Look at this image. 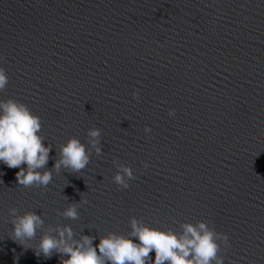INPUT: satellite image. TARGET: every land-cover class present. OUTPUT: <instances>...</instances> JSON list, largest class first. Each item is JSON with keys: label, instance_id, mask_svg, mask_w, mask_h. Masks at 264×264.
I'll use <instances>...</instances> for the list:
<instances>
[{"label": "water", "instance_id": "1", "mask_svg": "<svg viewBox=\"0 0 264 264\" xmlns=\"http://www.w3.org/2000/svg\"><path fill=\"white\" fill-rule=\"evenodd\" d=\"M0 67V99L41 118L49 169L91 127L103 153L46 187L0 162V264H61L38 254L42 230L69 224L96 243L133 216L178 232L204 220L229 237L224 264H264V0H0ZM114 161L135 173L127 189ZM79 201L78 219L62 216ZM13 207L45 219L24 245Z\"/></svg>", "mask_w": 264, "mask_h": 264}, {"label": "clouds", "instance_id": "2", "mask_svg": "<svg viewBox=\"0 0 264 264\" xmlns=\"http://www.w3.org/2000/svg\"><path fill=\"white\" fill-rule=\"evenodd\" d=\"M8 84L6 70L0 67V90ZM133 96L139 97L134 91ZM174 110H169V116ZM41 118L24 103L13 98L0 99V162L9 168H19L16 182L23 187H46L53 179V173L78 172L90 162L93 151L101 156V129L91 127L86 133V143L78 137H70L60 144L52 168L47 164L52 146L45 144ZM145 133L151 129L144 128ZM117 171L113 182L127 189L129 181L135 179L131 166L113 162ZM21 165H25L21 167ZM149 165L145 162L144 167ZM81 203H69L62 216L78 219ZM11 216L12 239L25 244L36 237L43 229L44 216L36 211L19 214L13 207ZM130 231L127 235L108 232L106 235H80L69 224L42 230L36 245L38 254L50 257L53 252L60 254L61 264H224L225 258L219 255L222 245H229L226 233L217 232L204 220L196 223L180 224V231L173 228L153 227L136 217L130 218ZM55 233V234H53ZM154 252V259L150 253ZM66 257V258H65Z\"/></svg>", "mask_w": 264, "mask_h": 264}]
</instances>
